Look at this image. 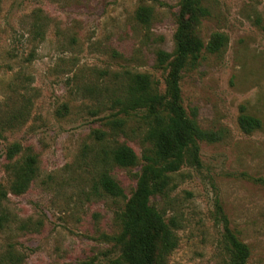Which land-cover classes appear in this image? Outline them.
<instances>
[{
	"label": "rangeland",
	"instance_id": "374dc122",
	"mask_svg": "<svg viewBox=\"0 0 264 264\" xmlns=\"http://www.w3.org/2000/svg\"><path fill=\"white\" fill-rule=\"evenodd\" d=\"M181 0H0V184L6 188L7 150L19 143L37 155V175L0 212V260L5 264H114L120 248L117 216L125 202L107 195L110 174L130 197L141 166L112 160L118 144L141 158L147 143L136 118L112 107L128 73L150 74L159 50H175ZM153 10L139 23V6ZM199 34L228 37L218 54L203 52L182 73L183 105L223 141L200 143L199 168L185 165L172 189L152 204L178 225L167 264H229L216 221L217 203L251 250L248 264H264V0H208ZM261 120L247 135L242 109ZM124 118L123 128L111 122ZM103 134V135H102ZM1 262V261H0Z\"/></svg>",
	"mask_w": 264,
	"mask_h": 264
},
{
	"label": "trees",
	"instance_id": "16d2710c",
	"mask_svg": "<svg viewBox=\"0 0 264 264\" xmlns=\"http://www.w3.org/2000/svg\"><path fill=\"white\" fill-rule=\"evenodd\" d=\"M207 1L181 0L179 3L175 50L156 53V69L167 73L165 91L159 90L150 74L128 73L121 94L112 99V107H117L121 116L136 118L147 143L141 158L125 143L118 144L111 152L113 162L121 168L141 166L130 197L110 174L104 173L98 179V185L107 195L125 202L117 216L120 232L112 238L120 248V257L114 264H167L169 255L178 246V223L174 218L167 220L152 200L172 189L173 176L185 165L201 166L200 143L214 144L226 137L224 129H203L195 110L191 114L187 112L180 86L183 71L198 65L204 51L218 54L228 44V37L223 33L213 34L207 44L199 34L203 20L211 14ZM152 16L153 10L143 5L135 14L136 20L145 26L151 23ZM124 118L114 119L111 124L123 128ZM238 125L243 133L251 135L261 129L262 122L243 108ZM6 159L9 185L6 188L0 184V212L9 195L21 196L29 190L38 171L37 155L19 143L8 148ZM259 182L264 185L263 180ZM215 218L223 229L222 243L229 264H248L250 247L231 228L220 203L216 205ZM0 261L5 264L4 260Z\"/></svg>",
	"mask_w": 264,
	"mask_h": 264
}]
</instances>
